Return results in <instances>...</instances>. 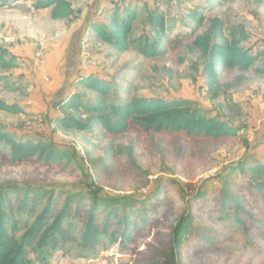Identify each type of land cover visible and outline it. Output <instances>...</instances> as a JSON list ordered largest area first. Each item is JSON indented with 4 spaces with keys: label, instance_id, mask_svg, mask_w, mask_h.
Segmentation results:
<instances>
[{
    "label": "trees",
    "instance_id": "obj_1",
    "mask_svg": "<svg viewBox=\"0 0 264 264\" xmlns=\"http://www.w3.org/2000/svg\"><path fill=\"white\" fill-rule=\"evenodd\" d=\"M75 1L34 0L32 6L49 10L50 19L59 21L73 15ZM139 2L113 0L100 19L88 25L90 39L119 54L135 47L146 59L175 54L184 37L192 40L189 51L202 57L203 89L213 101L221 89L240 86L245 74L264 77V47L249 43L244 30L234 27L226 32L223 21L207 17L217 0H182L187 9H175L163 0ZM16 68L15 57L0 47V71ZM74 83L90 98L73 92L54 103L60 113L52 119L54 130L92 133L109 141L107 155L125 157L126 162L114 172H107L103 164L96 167L97 175L108 180L139 177L136 156L174 163L202 161L244 131L234 123L241 118L234 104L221 103L214 114L189 99L133 97L119 103L109 100L111 82L105 77L87 73ZM0 111L19 113L2 101ZM124 138L128 145L115 149ZM71 161L69 152L50 141L17 138L0 128V172L28 164L65 169ZM235 174L244 181L235 180ZM211 180L218 188H207ZM169 187L175 197H167ZM230 219L242 232L255 231L264 240V164L239 161L198 183L158 178L145 197L109 196L93 185L64 192L59 186L4 181L0 264H51L56 252L68 253L70 247L83 259L112 247L128 252L125 264H191L213 252L224 253L219 247L223 237L212 223Z\"/></svg>",
    "mask_w": 264,
    "mask_h": 264
},
{
    "label": "rangeland",
    "instance_id": "obj_2",
    "mask_svg": "<svg viewBox=\"0 0 264 264\" xmlns=\"http://www.w3.org/2000/svg\"><path fill=\"white\" fill-rule=\"evenodd\" d=\"M33 1L0 0V47L11 53L17 64L14 70L0 71V101L19 111L17 114L0 111V128L17 138L50 141L58 149L69 152L72 161L65 169L38 164L4 168L0 172V182L59 186L64 192L84 190L93 185L109 196L145 197L158 178L198 183L239 161L248 165L264 164V77L251 72L245 74L240 86L221 89L220 97L213 101L203 89L202 57L199 52L189 51L192 40L184 37L176 53L164 58H143L135 47L119 54L95 44L88 32L89 20L100 19L98 10L101 8L97 7L113 0H77L72 3L73 15L59 21L50 19L49 10H34ZM163 1L175 9L188 8L182 0ZM210 7L213 8L207 17L223 21L226 32L240 28L248 34L249 43L264 47V0H217V4H210ZM180 31L184 34L183 29ZM87 73L108 79L111 82L109 100L119 103L133 97L189 99L214 114L218 113L221 103L234 104L241 110V118L234 123L244 127V131L238 139L230 140L202 161L174 163L170 159L136 156L141 169L139 177L114 176L108 180L97 175L96 167L103 164L107 172H114L121 168L126 158L107 155L109 141L96 134L55 131L52 122L60 114L53 107L54 103L73 92L81 93L84 100L90 98L74 83ZM125 145H128L127 138L116 142L115 149ZM233 178L240 182L245 179L239 174ZM206 185L212 190L218 188L219 183L211 180ZM168 190L167 197H175L173 189L169 187ZM212 226L223 237L219 247L224 253L213 252L191 264H264V240L257 232H242L232 219L214 221ZM111 248L93 258L83 259L77 249L70 247L68 253L56 252L50 263H127L128 252Z\"/></svg>",
    "mask_w": 264,
    "mask_h": 264
},
{
    "label": "crops",
    "instance_id": "obj_3",
    "mask_svg": "<svg viewBox=\"0 0 264 264\" xmlns=\"http://www.w3.org/2000/svg\"><path fill=\"white\" fill-rule=\"evenodd\" d=\"M138 1H140L139 3H142V2L150 3L152 0H138ZM108 6H109V4L107 3V4H105V5H101L100 7H97V8H101L100 10H98L99 15H100L101 11H102L104 8L108 7ZM95 10H96V9H95ZM95 20H96V19L92 18V19L89 20V21H90V23H91V22H94Z\"/></svg>",
    "mask_w": 264,
    "mask_h": 264
}]
</instances>
